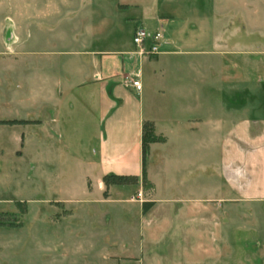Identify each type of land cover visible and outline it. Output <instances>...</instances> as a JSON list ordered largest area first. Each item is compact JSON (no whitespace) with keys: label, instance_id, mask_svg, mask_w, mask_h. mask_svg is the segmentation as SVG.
Listing matches in <instances>:
<instances>
[{"label":"crops","instance_id":"0c3cea01","mask_svg":"<svg viewBox=\"0 0 264 264\" xmlns=\"http://www.w3.org/2000/svg\"><path fill=\"white\" fill-rule=\"evenodd\" d=\"M163 27L164 40L156 56L125 51L95 37L57 40L51 50L36 52L53 62L51 70L37 67L41 83L35 87L22 80L0 85V102L37 117L0 116V122H24L0 124V131L40 128L51 122L57 134L55 144H47L52 157L56 154L60 163V157L68 155L84 168L81 196L45 201L52 210L87 204L97 185L100 204L116 202L117 218L123 228L134 231L139 252L158 235L203 237L205 227L209 236H218L219 251V238L233 236L235 252L237 211L258 209L264 215V47L241 49L232 40L217 37L210 20L195 24L171 20ZM3 43L0 69L11 73L28 53L16 34ZM253 71H262V76ZM132 79L141 81L140 93L128 87ZM44 109L51 111L50 120L37 119ZM145 122L164 139L150 145L148 187L141 180L138 185L107 188L103 178L110 174L142 179ZM72 140L96 141L92 159L72 153ZM25 141L24 134L19 159L25 155ZM62 170L71 172L69 161ZM144 203L152 204L146 213ZM75 217L74 211L54 220ZM259 223L263 232L261 219ZM199 248L204 251L202 243ZM260 251L264 252L263 243ZM114 256L118 264L141 261Z\"/></svg>","mask_w":264,"mask_h":264},{"label":"rangeland","instance_id":"374dc122","mask_svg":"<svg viewBox=\"0 0 264 264\" xmlns=\"http://www.w3.org/2000/svg\"><path fill=\"white\" fill-rule=\"evenodd\" d=\"M171 20L192 24L210 20L215 23L217 37L232 40L241 49L264 47V0H0V51L4 50L3 41L16 34L22 50L28 53L11 73L1 67L0 85L21 80L28 87L41 83L36 77L37 67L51 70L53 62L37 57L36 52L51 50L57 40L95 37L125 51H135V29L165 34L163 26ZM261 72L253 74L259 77ZM9 115L37 117L30 112L20 114L17 108L0 102V116ZM40 117L50 120L51 111L44 109L37 119ZM53 126L47 122L40 128L9 127L0 131V264H118L114 254L141 259L125 264H264V252L260 251L264 229L259 230L260 219L264 227V215L262 218L258 209L246 214L237 211L235 252L233 236H219V251L218 236H209L206 227L203 237L158 235L139 252L134 231L123 228L117 218L116 202L100 204L102 195L97 185L87 204H74L72 210H52L45 201L55 196H81L86 186L80 164L68 155L60 157V163L56 154L52 157L47 144L51 147L56 142ZM24 134L25 155L19 159L17 152ZM96 143L72 140L70 150L92 159ZM68 161L71 172L62 170V164ZM113 197L117 199L116 192ZM74 211V220H54L57 215Z\"/></svg>","mask_w":264,"mask_h":264},{"label":"trees","instance_id":"16d2710c","mask_svg":"<svg viewBox=\"0 0 264 264\" xmlns=\"http://www.w3.org/2000/svg\"><path fill=\"white\" fill-rule=\"evenodd\" d=\"M24 122H0V124H18ZM143 161H144V168H143V177L140 179L137 176H120L110 174L103 178V182L107 188L111 186H129V185H138L142 180L144 187H148V180H147V170H146V162L150 150V145L153 143H162L164 139L161 137L156 136L154 132V126L150 122H145L143 124ZM105 197L108 196L107 192L104 194ZM152 207L151 203H144L143 204V211L146 213Z\"/></svg>","mask_w":264,"mask_h":264},{"label":"built area","instance_id":"2783aa9c","mask_svg":"<svg viewBox=\"0 0 264 264\" xmlns=\"http://www.w3.org/2000/svg\"><path fill=\"white\" fill-rule=\"evenodd\" d=\"M164 40V34L160 31H149L144 28H137L133 37V43L140 55L156 56L160 54V47ZM129 88L140 93L143 85L139 79H132ZM141 199V194H139Z\"/></svg>","mask_w":264,"mask_h":264}]
</instances>
